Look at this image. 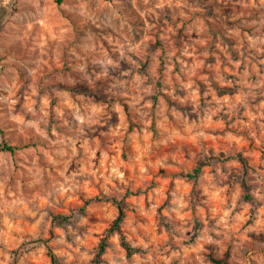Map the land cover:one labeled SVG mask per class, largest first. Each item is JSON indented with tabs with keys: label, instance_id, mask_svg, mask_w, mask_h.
<instances>
[{
	"label": "clouds",
	"instance_id": "obj_1",
	"mask_svg": "<svg viewBox=\"0 0 264 264\" xmlns=\"http://www.w3.org/2000/svg\"><path fill=\"white\" fill-rule=\"evenodd\" d=\"M0 264H264V0H0Z\"/></svg>",
	"mask_w": 264,
	"mask_h": 264
}]
</instances>
